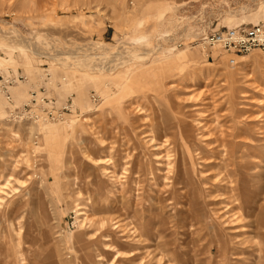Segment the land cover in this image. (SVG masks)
Here are the masks:
<instances>
[{
    "label": "rangeland",
    "instance_id": "1",
    "mask_svg": "<svg viewBox=\"0 0 264 264\" xmlns=\"http://www.w3.org/2000/svg\"><path fill=\"white\" fill-rule=\"evenodd\" d=\"M262 20L264 0H0V79L21 78L0 264H264V53L197 45ZM27 92L70 108L16 118Z\"/></svg>",
    "mask_w": 264,
    "mask_h": 264
},
{
    "label": "built area",
    "instance_id": "2",
    "mask_svg": "<svg viewBox=\"0 0 264 264\" xmlns=\"http://www.w3.org/2000/svg\"><path fill=\"white\" fill-rule=\"evenodd\" d=\"M197 45L200 48H213L229 57L243 55L250 50L264 53V20L251 25H235L209 31L197 38ZM225 63L231 65V59L226 58ZM12 80L16 82L21 78L14 75L11 80L0 79V98L4 102L6 101L5 89ZM33 97L32 93H26V100L17 109L16 118H24L30 122L54 121L63 113H67L70 108L68 101L65 100L54 108L50 101ZM89 99L91 100V97ZM33 107L36 108L37 115L29 113L28 110Z\"/></svg>",
    "mask_w": 264,
    "mask_h": 264
},
{
    "label": "bare ground",
    "instance_id": "3",
    "mask_svg": "<svg viewBox=\"0 0 264 264\" xmlns=\"http://www.w3.org/2000/svg\"><path fill=\"white\" fill-rule=\"evenodd\" d=\"M237 25H245V24H237ZM27 54H28V53H27ZM28 55H29V54H28ZM32 56H33V55H32ZM150 146H151V145H150ZM219 155H220V154H219ZM229 157H230V156H229ZM211 159H212V158H211ZM158 164H159V163H158ZM222 177H225V176H222ZM222 179H223V178H222ZM223 180H224V179H223ZM221 182H222V181H221ZM223 183H224V182H223ZM173 184H174V183H173ZM228 184H229V183H228ZM226 193H227V192H226ZM226 193H225V194H226ZM227 197H228V196H227ZM230 197H232V196H230ZM231 200H232V198H231ZM211 213H212V212H211ZM218 214H219V213H218ZM215 215L217 216V214H215ZM219 215H220V214H219ZM225 215H227V214H224V213L222 214L223 217L221 216L222 218H220V219L223 220V221L220 220V222H223V223L225 224V223H229L230 221H233V220H234L233 217H232L233 220H231L232 218L227 220V217H225ZM211 216H212V214H211ZM216 216H215V217H216ZM212 217H213V216H212ZM210 219H211V218H210ZM216 219H217V218H216ZM218 219H219V218H218ZM213 220H214V219H213ZM213 220H212V221H213ZM238 220H239V219H238ZM238 220H237V221H238ZM214 221H215L214 223H216V220H214ZM228 221H229V222H228ZM220 222H218L219 225H220ZM224 224H223V225H224ZM231 224H232V223H231ZM215 225H216V224H215ZM221 225H222V223H221ZM223 225H222V226H223ZM227 225H228V224H227ZM229 225H230V224H229ZM217 226H218V225H217ZM219 227H220V226H219ZM227 231H229V230L227 229ZM234 232H235V231H234ZM153 237H154V236H153ZM141 243H143V242H141ZM141 243H140V244H141ZM143 244H144V243H143ZM157 249L159 250L160 248L157 247ZM157 249H155V250L157 251ZM144 250H145V248H144ZM146 250H147V251H146L147 253H144V252H143V253H144V256L147 257V258H146L147 261H146L145 264H150V263H149L150 261H151V264H163V261H162V263H159L158 259H157V260H156V259H155V260L153 259V256H155L156 254H155V255H152L151 251H149L148 248H147ZM161 250H162V249H161ZM134 251H136V250H134ZM140 251H141V250H140ZM142 251H143V249H142ZM148 251H149V252H148ZM137 253H138V252H137ZM143 253H142V254H143ZM157 253L159 254L160 251L157 252ZM161 253H162V252H161ZM161 253H160V254H161ZM135 254H136V253H135ZM127 256H129V255H127ZM137 256H138V255H137ZM144 256H143V257H144ZM162 256L165 257V255H164V251H163V255H161V257H162ZM145 257H144V258H145ZM140 258H142V257H140ZM142 259H143V258H142ZM161 259H162V258H161ZM136 260H137V259H136ZM133 262H134V261H133ZM168 262H169L170 264L173 263V262H172V259H170V258L167 259V256H166V260H165L164 263H168ZM139 263H141V262H139ZM135 264H136V263H135Z\"/></svg>",
    "mask_w": 264,
    "mask_h": 264
}]
</instances>
